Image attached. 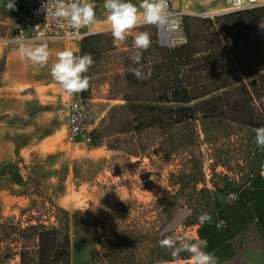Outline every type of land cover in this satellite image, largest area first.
Returning a JSON list of instances; mask_svg holds the SVG:
<instances>
[{"label":"rangeland","instance_id":"1","mask_svg":"<svg viewBox=\"0 0 264 264\" xmlns=\"http://www.w3.org/2000/svg\"><path fill=\"white\" fill-rule=\"evenodd\" d=\"M91 2L95 5L96 20L85 30L110 26L104 0ZM131 2L138 6L140 0ZM227 3L182 0L181 6L197 14L193 17L207 18L199 15L219 11ZM143 31L147 29L128 33L125 43L112 37L114 47L93 60L86 95L90 131L99 125L110 106L121 102L108 99L109 79L120 71V53L129 49L127 44H133L135 35ZM12 34L13 30L0 35V169L12 165L0 176V213L6 218V231H13V250L27 245L20 233L33 236L36 229L29 227L36 226L37 219L58 229L65 223L64 231L70 237L69 264H83L99 252V245L73 224L72 213L79 209L88 219L109 215L121 218L126 201L132 202L128 220L147 219L158 229L164 221L162 231H172L174 235L170 237L195 239L198 216L203 212L213 214L230 196L243 194L260 170L261 148L255 142L254 129L222 118L205 119L201 124H175L162 139L156 132L144 133L141 145L145 149L137 156L104 145L68 140L66 104L70 94L53 79L51 68L57 62V52L72 51L78 45L63 40L14 42L10 40ZM258 35L264 37V22ZM42 44L49 51L47 65H34L21 58L22 46L34 48ZM245 46L233 44L236 64L225 66L227 72L241 80L207 97L221 95L223 101L241 97L252 91L248 87L250 81L264 77V69H257L264 68V49L260 58L253 60L255 51L247 53ZM257 87L254 93H262L264 99V82ZM193 103L156 105L176 109ZM16 171L22 175L20 185L12 179ZM27 187L31 189L24 192ZM163 198L165 209L171 207L169 214L159 210V200ZM51 205L63 211L58 223L50 212ZM0 245H4L1 239ZM180 263L191 264V260L181 259ZM9 264H19L18 257Z\"/></svg>","mask_w":264,"mask_h":264},{"label":"trees","instance_id":"2","mask_svg":"<svg viewBox=\"0 0 264 264\" xmlns=\"http://www.w3.org/2000/svg\"><path fill=\"white\" fill-rule=\"evenodd\" d=\"M262 22L264 7L229 12L216 16L215 21L187 15L183 19L186 42L173 47L158 43L156 25H142L139 30L147 29L151 46L143 53L141 64L145 71L152 69L151 78L138 80L132 74L130 69L138 65L130 59L135 50L133 44H127L129 49L120 53V71L112 74L108 83V99L121 102L110 106L99 125L90 131L89 144L104 145L107 149L137 156L140 150L145 149L141 145L144 133L156 132L162 139L175 124H201L205 119L222 118L253 129L264 126V99L262 93L257 96L254 93L257 86L264 82V77L250 81L248 87L252 91L241 97L228 101H223L221 95L207 97L241 80L227 72L225 67L236 64L233 44L246 45L244 50L247 53H256L253 60L260 58L264 37L258 35V31ZM113 47L112 35L91 33L79 42L78 54H90L94 60ZM91 67L85 74L90 78ZM89 89L83 92L85 98ZM191 102L194 103L176 109L156 105ZM10 166L4 165L0 176H4ZM12 179L18 185L22 183V175L18 171ZM30 189L27 187L23 191L29 192ZM163 201L164 198L159 200V210L169 214L171 207L165 209ZM131 206L132 202H125L126 210L121 212V218L109 215L88 219L79 209L72 213L73 224L82 228L99 245V252L83 264H157L161 260L172 261L170 251L159 244L161 239L170 237L172 231H162L166 224L164 221L158 229L153 221L147 219L136 221L130 217L128 220L126 217L131 214ZM49 209L54 220L60 222L62 209L53 205ZM5 219L0 213V239L4 241V245H0V264H9L16 256L19 264H69L70 237L64 231L65 223H61V229H58L37 219V225L29 227L36 229L33 236L20 233L31 249L22 245L20 249L13 250L11 241L15 237L12 230L6 231ZM191 224H196V221ZM181 257L190 258L186 252L181 253ZM229 262L243 264L235 258L219 264Z\"/></svg>","mask_w":264,"mask_h":264},{"label":"clouds","instance_id":"3","mask_svg":"<svg viewBox=\"0 0 264 264\" xmlns=\"http://www.w3.org/2000/svg\"><path fill=\"white\" fill-rule=\"evenodd\" d=\"M53 3L55 11H52ZM7 10H16L15 0H7ZM107 20L110 22V32L115 41L125 43L128 33L144 23L149 25H166L170 30L178 23L177 17L170 9L169 0H140L139 5L133 4L131 0H104ZM41 9L46 15L54 16L59 20L68 22L75 30L87 27L95 23V5L91 0H46L41 4ZM38 27V26H37ZM151 46V36L143 31L135 35L133 41L134 51L130 59L137 67L130 69L138 80L151 78L152 69L144 70L141 64L142 56ZM21 58H27L34 65L45 66L49 60V51L46 44L37 47H21ZM57 62L52 65L51 75L63 90L67 93L77 94L87 91L90 87V77L85 75L94 61L90 54L82 56L75 55L71 50L57 52ZM255 142L257 146L264 149V126L254 129ZM233 197L230 196V200ZM200 224L212 223V216L208 212H203L198 216ZM224 222L217 223L219 228ZM162 248L168 249L172 261H158L157 264H178L182 259L181 253H188L191 264H217V259L213 253L205 251L208 241L202 238H187L185 236H175L159 241Z\"/></svg>","mask_w":264,"mask_h":264},{"label":"built area","instance_id":"4","mask_svg":"<svg viewBox=\"0 0 264 264\" xmlns=\"http://www.w3.org/2000/svg\"><path fill=\"white\" fill-rule=\"evenodd\" d=\"M225 8L219 11L202 13L199 16L213 19L229 12L246 10L256 7H264V0H227ZM46 0H32L24 9H20L14 22L13 34L10 38L14 42H26L36 40H63L72 44H79L81 39L91 33L110 32V26L85 30V27L78 31L73 29L68 22L54 18L49 15L46 19L41 4ZM182 0H169L170 9L177 17L178 23L170 30L166 25L156 26L157 41L162 46L173 47L186 42V34L183 27L185 16L197 15L193 11H187L181 6ZM52 11H55L53 3ZM144 23L137 25L129 33L137 32ZM38 26V27H37ZM72 52L79 56L78 49ZM90 122L86 108V98L83 92L71 94L66 104V135L68 140L73 142L90 143ZM260 172L264 173V161L260 164ZM235 198V197H234Z\"/></svg>","mask_w":264,"mask_h":264},{"label":"crops","instance_id":"5","mask_svg":"<svg viewBox=\"0 0 264 264\" xmlns=\"http://www.w3.org/2000/svg\"><path fill=\"white\" fill-rule=\"evenodd\" d=\"M32 0H15L16 10H7V0H0V35L13 30L17 13ZM264 161V149H261ZM212 223L197 225V237L208 241L217 264L238 259L243 264H264V173H255L248 189L227 201L211 214ZM224 223L217 228V223Z\"/></svg>","mask_w":264,"mask_h":264},{"label":"bare ground","instance_id":"6","mask_svg":"<svg viewBox=\"0 0 264 264\" xmlns=\"http://www.w3.org/2000/svg\"><path fill=\"white\" fill-rule=\"evenodd\" d=\"M181 264V263H180Z\"/></svg>","mask_w":264,"mask_h":264}]
</instances>
